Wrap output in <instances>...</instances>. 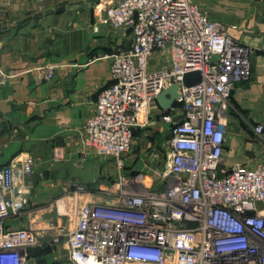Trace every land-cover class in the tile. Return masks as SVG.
I'll list each match as a JSON object with an SVG mask.
<instances>
[{
  "label": "built area",
  "instance_id": "2783aa9c",
  "mask_svg": "<svg viewBox=\"0 0 264 264\" xmlns=\"http://www.w3.org/2000/svg\"><path fill=\"white\" fill-rule=\"evenodd\" d=\"M105 2L111 27L129 29L131 45L112 59V82L82 127V144L122 169L144 114L180 84V98L159 114L170 129L163 167L153 179L121 173L106 201L61 197L13 226L30 208L37 165L29 151L14 155L0 166V264H42L30 250L50 231L69 264H264V161L227 165L224 154L233 90L251 77L253 49L192 0ZM196 70L202 82L185 87L183 76ZM253 133L264 145V121Z\"/></svg>",
  "mask_w": 264,
  "mask_h": 264
},
{
  "label": "crops",
  "instance_id": "0c3cea01",
  "mask_svg": "<svg viewBox=\"0 0 264 264\" xmlns=\"http://www.w3.org/2000/svg\"><path fill=\"white\" fill-rule=\"evenodd\" d=\"M245 5L248 13L242 15L250 22H241L237 29L227 24V16L215 17L212 11L210 16L253 49L251 77L236 84L232 96L234 107L251 121L229 115L224 154L227 165L246 162L254 167L264 161V145L253 133L254 124L264 121V0ZM106 8L105 0H0V78L1 72L13 74L6 86L0 84V166L21 152L38 159L55 147L68 157L85 150L82 127L94 114L99 92L112 82L111 55L125 40H116L103 18ZM49 64L57 67L52 81L38 70ZM152 110L157 117L164 111L158 102ZM76 199L80 204L106 201L97 196ZM26 218L9 223L27 226ZM52 235L47 232L43 240Z\"/></svg>",
  "mask_w": 264,
  "mask_h": 264
},
{
  "label": "rangeland",
  "instance_id": "374dc122",
  "mask_svg": "<svg viewBox=\"0 0 264 264\" xmlns=\"http://www.w3.org/2000/svg\"><path fill=\"white\" fill-rule=\"evenodd\" d=\"M192 1L195 2L213 21L220 25H222V23L219 21V19H214L218 15H221L223 18L227 16V24L233 29H237V25L243 21L246 23L250 22L249 16L242 15H246L248 13V10L245 9L248 8V5L246 6L245 4H249V0L244 3L243 1L241 2L244 6H242L241 3L240 5L237 4L233 0V2L228 4L226 3L229 2V0ZM106 10L103 18L106 20V22H108L111 31L116 34V40L119 38L123 40V38H125V40L121 41L119 46L116 47L115 53L111 55V58L113 59L115 55L126 51L130 47L131 37L129 34V29L114 30L111 27L106 16ZM211 11L213 15H215L214 18L210 16ZM98 29L99 28L97 26L92 28V30L95 32H98ZM50 68L52 69L50 71L52 72V78L47 79L46 72L47 69ZM56 68L57 67L54 64H49L41 65L38 70L45 80L52 81L56 76ZM1 76L2 78H0V84L2 86H6L8 79L10 76H13V74L11 75V73L6 74L1 72ZM231 108L232 109L230 110L229 115L231 114L230 116L232 119H240L243 123H245L247 119L245 112H243L241 109H238L237 107H234L233 103ZM143 117L144 123L136 128V132L133 136L132 148L130 152L124 156L125 165L120 170L116 167L113 159L99 157L93 152L86 153V150L82 151L78 156L75 157H68L64 156L63 154L61 158L56 159L55 149L57 147H55V149H52V152L44 158H35L37 165L32 178L35 193L32 202L30 203V208L20 215V221L24 222L25 218L27 217V212L30 210L46 206L51 202L61 199V197L74 196L76 199V196H78L79 200L82 202L86 200L85 198L87 196H97L104 199L105 193L111 187V185L115 183L121 173L127 176H135L139 171H143L147 176L153 179V177L156 176L155 170H160L163 167L165 153L169 145L165 137L169 133L170 129L169 125L162 123L159 117L156 115L154 116L153 112L150 113L149 117L148 113L144 114ZM79 187L82 188V191L78 190ZM26 220L28 219L26 218ZM62 221V223H68L66 219L65 221ZM75 222L76 221L74 220V223ZM49 240H44L46 244L42 247H38L40 249H44V251L39 253L37 258L39 260H44L46 264H69L66 259V250L63 247V243L56 246L50 244ZM45 248L47 250H45Z\"/></svg>",
  "mask_w": 264,
  "mask_h": 264
},
{
  "label": "water",
  "instance_id": "95a60500",
  "mask_svg": "<svg viewBox=\"0 0 264 264\" xmlns=\"http://www.w3.org/2000/svg\"><path fill=\"white\" fill-rule=\"evenodd\" d=\"M183 78V85L185 87L196 86V84L201 83L203 80L201 73L198 70L186 73ZM179 89L180 84H173L158 94L157 102L162 110L166 112L175 105L180 98Z\"/></svg>",
  "mask_w": 264,
  "mask_h": 264
},
{
  "label": "trees",
  "instance_id": "16d2710c",
  "mask_svg": "<svg viewBox=\"0 0 264 264\" xmlns=\"http://www.w3.org/2000/svg\"><path fill=\"white\" fill-rule=\"evenodd\" d=\"M135 132H136V129L134 131V134H135ZM45 250H47V249L45 248ZM42 251H44V249L32 248L30 250V254L37 258L39 256V253H41ZM39 262L42 263V264H46V262L44 260H39Z\"/></svg>",
  "mask_w": 264,
  "mask_h": 264
}]
</instances>
